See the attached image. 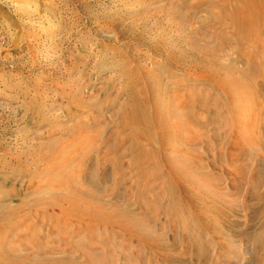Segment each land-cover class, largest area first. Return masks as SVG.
I'll list each match as a JSON object with an SVG mask.
<instances>
[{"label": "rangeland", "instance_id": "1", "mask_svg": "<svg viewBox=\"0 0 264 264\" xmlns=\"http://www.w3.org/2000/svg\"><path fill=\"white\" fill-rule=\"evenodd\" d=\"M227 2L0 0V248L83 264H264V35L261 48L239 40ZM222 63L258 88L240 107L208 75ZM135 78L200 121L168 153L200 160L222 196L211 207L172 192L152 161L132 165L122 112ZM67 174L134 212L145 240L65 219Z\"/></svg>", "mask_w": 264, "mask_h": 264}, {"label": "bare ground", "instance_id": "2", "mask_svg": "<svg viewBox=\"0 0 264 264\" xmlns=\"http://www.w3.org/2000/svg\"><path fill=\"white\" fill-rule=\"evenodd\" d=\"M220 7L223 14L228 16V25L232 28L235 36L238 37L239 40L244 39L247 40V42L249 41V44L255 43L257 48H261L260 46L262 45L259 43V37L262 34L264 35V0H228L226 4H220ZM225 18L219 19V23L223 25L226 24L224 21ZM256 50V52L261 53L259 49ZM203 51L206 52L203 47L198 49L199 53H203ZM208 54L210 55L209 57L206 54L203 56L200 54V62L206 58L209 63H214L215 55L213 53ZM261 55V59L264 60L263 51ZM259 61L262 62V60ZM196 63L198 62L196 61ZM209 63L207 64L210 65ZM208 75H212L215 83L220 85V89L227 94L229 103H232L231 105L234 107L236 106L235 101L239 104V107L243 105L244 97H249V91L251 92V96L258 94V88H255L253 81L246 82L239 74L235 76L233 65L224 67L223 63L219 64L214 70L212 69L211 73H208ZM132 82H134L135 85L138 84V87L141 85V87L137 90L134 85L133 87L128 86V100H126L128 101V105L126 104L127 107H125L122 112V120L123 124L128 125L133 133L132 135L129 134L130 144L128 152L133 154L132 165H134L135 169L138 172H142V164L146 161H152L151 163L155 168L163 167L166 173L168 187L171 191L179 192V194L182 193L190 202L199 205L202 204L204 205L203 207L207 206L206 204H208L210 199H213V202L214 200H219V198L221 199L222 196L218 191L219 194L215 191V193L213 192V178L202 170V163L200 160L197 161L195 158L193 159V156L188 151L182 152L183 155L180 159L168 153L171 149H173L174 152H176L175 150L178 148L180 149V142L182 139H188L186 135L181 136V134L184 130L186 131L188 127H191V125L194 126L198 124L199 120L193 117L192 114H189L190 112L187 113L185 111L187 114L179 113V111L177 112L172 106L170 109L166 105V101L162 94V88L154 87L153 85L142 86V82L140 83L136 78L132 79ZM252 85L254 86L253 91L251 90ZM183 106L185 107L187 105L184 104ZM239 107L237 106L238 109ZM236 115L238 114L236 113ZM238 118L240 119V117H237V119ZM241 134L242 133L239 132V138L245 140V137ZM242 142L244 143V141ZM234 147L233 141L232 148ZM231 160L234 161V156L231 157ZM61 162H65V159L63 158ZM64 164H62V166ZM113 170V168L110 169L108 178L111 177ZM261 170L262 168H259L260 172ZM233 175L231 178L234 180L235 178H233ZM260 177L262 176L260 175ZM259 181L261 182V179ZM232 184L234 188V182ZM61 185L67 189V193L61 195L59 198V201L65 202L66 204L65 207L61 208L62 215L65 219L79 221L87 220L89 223L118 225L119 228L131 235L144 239L139 232L134 212L130 210H120V208L117 207L118 205H115L116 202L103 199L102 196L97 195V192H94L90 187H78L76 180L69 174L64 176ZM217 211H219L221 215L227 213L224 207H221V209ZM223 219H225V216ZM145 231H147V228ZM146 234L148 235V233ZM149 234L152 235V232ZM149 237L151 239V236ZM153 242L154 241H152V243ZM36 256L37 254L19 255L3 247L0 248V257H4L7 261H10V264H83L80 262L74 263L73 260L63 257L45 258L42 256L43 258H36ZM39 261H41V263Z\"/></svg>", "mask_w": 264, "mask_h": 264}]
</instances>
